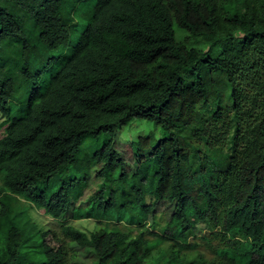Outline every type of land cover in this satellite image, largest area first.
Segmentation results:
<instances>
[{"label": "trees", "instance_id": "16d2710c", "mask_svg": "<svg viewBox=\"0 0 264 264\" xmlns=\"http://www.w3.org/2000/svg\"><path fill=\"white\" fill-rule=\"evenodd\" d=\"M83 1L0 0V264H74L69 240L99 264H264V0ZM136 119L165 135L132 139L129 173Z\"/></svg>", "mask_w": 264, "mask_h": 264}, {"label": "rangeland", "instance_id": "374dc122", "mask_svg": "<svg viewBox=\"0 0 264 264\" xmlns=\"http://www.w3.org/2000/svg\"><path fill=\"white\" fill-rule=\"evenodd\" d=\"M96 0H85L83 1L84 9H89L93 6ZM79 30L74 31L73 36L76 37V34ZM180 34V31H179ZM55 67L52 68L51 72ZM191 72V69L183 70L182 74L184 76L188 75ZM49 75V73H48ZM3 114L0 112V123L4 120ZM154 132L153 122L146 119H136L132 122V127L129 126H115V138H114V146L122 155L126 169L129 173L135 172L138 164V158L135 148L132 146L131 141L136 136L141 134H152ZM158 137H163L165 135L164 131L160 128L156 129L154 132ZM153 133V134H154ZM4 134V128L0 130V137ZM100 146V145H99ZM95 146L94 148H96ZM100 165L93 167V175L91 177V185L89 187L90 193H96L100 188L104 185H107V181L104 178H100L98 176V168ZM77 175L75 170L72 167V176ZM22 204L25 205L26 202L22 201ZM1 207V205H0ZM175 209V202L168 200H159L157 202L156 211L157 212H165L166 217H168ZM28 213L32 216L34 222L40 228H52L61 231L62 222L58 219L48 215L44 209L38 208L36 206H30ZM67 223L76 225L81 229L91 232L97 228V221L94 219H74L72 218V214L65 219ZM210 226L206 221H201L198 223L197 233L199 235L205 234L208 235V239H202L201 236L191 237L190 239L193 241H197L199 243V248L205 254L207 258H213L216 256V252H214V248L218 245V240L215 239L211 233H209ZM69 248V257L70 262L74 264H99V256L96 253L95 249L91 246H81L75 241H70L68 244ZM164 251L160 252L156 255L152 261V263H156L163 255ZM42 259V255L38 256V260Z\"/></svg>", "mask_w": 264, "mask_h": 264}]
</instances>
